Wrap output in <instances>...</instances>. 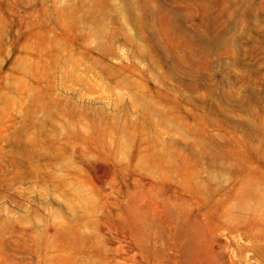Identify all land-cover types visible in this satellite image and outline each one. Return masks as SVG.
Returning <instances> with one entry per match:
<instances>
[{
  "label": "rangeland",
  "instance_id": "374dc122",
  "mask_svg": "<svg viewBox=\"0 0 264 264\" xmlns=\"http://www.w3.org/2000/svg\"><path fill=\"white\" fill-rule=\"evenodd\" d=\"M0 264H264V0H0Z\"/></svg>",
  "mask_w": 264,
  "mask_h": 264
}]
</instances>
